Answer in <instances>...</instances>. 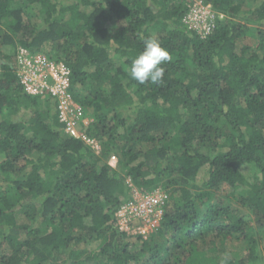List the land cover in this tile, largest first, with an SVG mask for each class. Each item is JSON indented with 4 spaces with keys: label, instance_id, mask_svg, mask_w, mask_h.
I'll list each match as a JSON object with an SVG mask.
<instances>
[{
    "label": "trees",
    "instance_id": "1",
    "mask_svg": "<svg viewBox=\"0 0 264 264\" xmlns=\"http://www.w3.org/2000/svg\"><path fill=\"white\" fill-rule=\"evenodd\" d=\"M204 1L206 38L187 0H0V264H264V0ZM147 38L161 84L128 71ZM18 46L70 69L98 152L23 90ZM132 187L167 196L146 238L115 225Z\"/></svg>",
    "mask_w": 264,
    "mask_h": 264
},
{
    "label": "built area",
    "instance_id": "2",
    "mask_svg": "<svg viewBox=\"0 0 264 264\" xmlns=\"http://www.w3.org/2000/svg\"><path fill=\"white\" fill-rule=\"evenodd\" d=\"M204 0H190L181 22L200 38L209 36L221 18ZM15 73L23 90L32 96L48 95L55 104L58 119L64 124V132L76 139H81L95 152L100 149L98 140L90 137L84 125L90 118L84 115L70 93V69L62 61L49 58L42 52H30L18 46L15 52ZM114 154L108 157V163L115 166ZM166 193L160 187L151 191H141L132 187L129 199L121 204L114 214L115 225L120 231L129 235L148 237L158 226L162 217V208Z\"/></svg>",
    "mask_w": 264,
    "mask_h": 264
},
{
    "label": "clouds",
    "instance_id": "3",
    "mask_svg": "<svg viewBox=\"0 0 264 264\" xmlns=\"http://www.w3.org/2000/svg\"><path fill=\"white\" fill-rule=\"evenodd\" d=\"M143 45V50L131 61L129 74L139 84H161L165 73L162 65L172 57L155 38L145 39Z\"/></svg>",
    "mask_w": 264,
    "mask_h": 264
},
{
    "label": "rangeland",
    "instance_id": "4",
    "mask_svg": "<svg viewBox=\"0 0 264 264\" xmlns=\"http://www.w3.org/2000/svg\"><path fill=\"white\" fill-rule=\"evenodd\" d=\"M187 1L189 2L190 0H187ZM188 2H187V3H188ZM241 43H249V44L253 45L254 41H253V39L250 38V37H249V38H244L243 41H241V42L238 44V48H240ZM45 47L47 48V45H45ZM5 51H11V50L6 49ZM244 175H245L246 177H250V178H252V176H253V171L250 169V167H247V168L244 170ZM224 190H225V192H229V191H230V189H229L228 187H225ZM230 248L240 249V248H241V245H239V244L236 243V244L230 246Z\"/></svg>",
    "mask_w": 264,
    "mask_h": 264
}]
</instances>
